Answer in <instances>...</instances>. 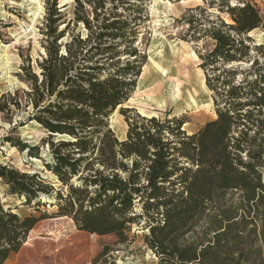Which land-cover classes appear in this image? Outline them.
<instances>
[{"label": "trees", "instance_id": "16d2710c", "mask_svg": "<svg viewBox=\"0 0 264 264\" xmlns=\"http://www.w3.org/2000/svg\"><path fill=\"white\" fill-rule=\"evenodd\" d=\"M44 1V55L36 70L29 60L21 67L28 90L23 99L1 96L0 114L29 112L27 122L46 134L43 166L59 187L0 166L9 194L39 213L20 217L0 205V264L50 218L120 245L142 227L156 264H264V43L249 36L264 31L256 3L199 0L178 21L187 27L182 41L210 43L198 67L215 118L187 134L182 118L120 109V141L109 118L132 97L147 61L139 39L150 0H73L71 18L63 0ZM14 146L38 158L39 146ZM44 199L54 200L51 216L39 211ZM51 248L48 241L43 255Z\"/></svg>", "mask_w": 264, "mask_h": 264}, {"label": "rangeland", "instance_id": "374dc122", "mask_svg": "<svg viewBox=\"0 0 264 264\" xmlns=\"http://www.w3.org/2000/svg\"><path fill=\"white\" fill-rule=\"evenodd\" d=\"M253 1L264 18V0ZM62 3L67 5L64 13L71 18L73 0H63ZM197 6H203L202 2L150 0L149 21L142 28L139 39V47L146 54L147 61L132 97L109 118L110 128L120 141L125 139L127 127L120 109H131L135 114H147L162 120L166 117L182 118L187 134L195 133L215 118L211 94L198 67V55L210 43H189L180 39L187 27L178 21L187 10ZM209 12L215 13L214 10ZM44 15V0H0V97L17 94L23 99V93L28 90L22 81L21 67L29 60L36 70V62L44 55L41 35ZM221 17L229 22L225 16ZM249 36L257 44L264 43L262 30ZM150 97L157 99L158 103L149 100ZM28 113L20 110L7 117L0 114V166L39 174L58 189L57 180L43 166L44 161H50L47 147L40 145L46 134L36 123L27 122ZM16 142L28 147L39 146L38 158L19 151L14 146ZM8 190L0 179V205L4 210L11 209L20 217L39 216L33 208L23 204L22 197L10 195ZM43 202L45 205L39 211L49 216L56 212V208L50 205L53 199H44ZM50 232L55 236H48ZM146 232L142 227L133 226L128 242L120 245L112 236L97 237L77 231L68 219L50 218L37 224L26 244L5 264H156V257L143 243ZM48 241L52 244V256L43 255Z\"/></svg>", "mask_w": 264, "mask_h": 264}, {"label": "bare ground", "instance_id": "6f19581e", "mask_svg": "<svg viewBox=\"0 0 264 264\" xmlns=\"http://www.w3.org/2000/svg\"><path fill=\"white\" fill-rule=\"evenodd\" d=\"M146 84V83H145ZM145 84H143L144 86H145ZM143 85H140V86H143ZM139 86V87H140ZM175 97V96H174ZM149 100H151L152 102H154L155 104L156 103H158V100L157 99H155L154 97L152 98V97H150V99ZM159 107V106H158ZM126 127V126H125ZM127 128V127H126Z\"/></svg>", "mask_w": 264, "mask_h": 264}, {"label": "crops", "instance_id": "0c3cea01", "mask_svg": "<svg viewBox=\"0 0 264 264\" xmlns=\"http://www.w3.org/2000/svg\"><path fill=\"white\" fill-rule=\"evenodd\" d=\"M12 255H13V254L9 255V257L12 256ZM9 257H8V258H9ZM7 260H8V259H7ZM7 260H6V261H7Z\"/></svg>", "mask_w": 264, "mask_h": 264}, {"label": "water", "instance_id": "95a60500", "mask_svg": "<svg viewBox=\"0 0 264 264\" xmlns=\"http://www.w3.org/2000/svg\"><path fill=\"white\" fill-rule=\"evenodd\" d=\"M143 117H145V116H143Z\"/></svg>", "mask_w": 264, "mask_h": 264}]
</instances>
